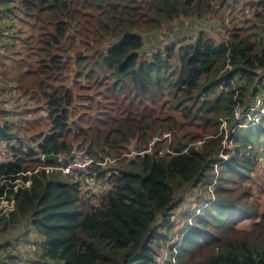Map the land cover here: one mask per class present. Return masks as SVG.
<instances>
[{
	"label": "trees",
	"instance_id": "trees-1",
	"mask_svg": "<svg viewBox=\"0 0 264 264\" xmlns=\"http://www.w3.org/2000/svg\"><path fill=\"white\" fill-rule=\"evenodd\" d=\"M208 16L229 22L221 41L162 33ZM149 35L166 45L148 49ZM263 77L264 0H0V91L45 105L49 131L25 123L41 137L30 147L0 111V202H13L1 231L28 226L44 263L264 264V114H247ZM221 119L237 121L232 150ZM169 130L168 150L164 139L150 150ZM78 144L119 163L90 171L111 185L98 201L59 169ZM188 191L195 207L172 216ZM3 242L0 252L13 243ZM3 254L0 264H21Z\"/></svg>",
	"mask_w": 264,
	"mask_h": 264
},
{
	"label": "rangeland",
	"instance_id": "rangeland-1",
	"mask_svg": "<svg viewBox=\"0 0 264 264\" xmlns=\"http://www.w3.org/2000/svg\"><path fill=\"white\" fill-rule=\"evenodd\" d=\"M228 24H229L228 21L223 22L222 20L209 16L206 19H202L199 21H189V19L187 20L181 19L177 21L175 24H173L171 27L167 28L166 30H163L162 33L164 32V34L166 35L172 34L173 38L174 35H176V38L174 40H172L170 36L167 37L166 40L169 43L177 40H181L184 42L194 41L198 35H201L204 32L206 34H210L214 39L221 41L223 37L227 36L228 31L226 25ZM163 38L165 37L163 36L152 37L150 35L146 36L145 39L147 43V48L153 50L164 47L166 45V41H162ZM3 86H8L7 87L8 89L2 92L0 91V111H4L3 113H1L2 119L3 118L5 120L7 119L8 122L12 124L15 122L14 123L15 126L13 128L14 131L17 134H19V137L23 139L26 142V144L30 147L37 146V142L41 140V137L38 136L36 139L33 138L34 140L31 139L30 137L35 135L36 132L25 129L24 124L28 122H34L36 120H40L42 121V126L40 127L39 130H43V133H48L49 131L45 126L46 124V117H45L46 111L44 109L45 105H43L42 107L37 106L36 103H34L28 97L21 96L13 88L11 84L3 85ZM249 100H250V105L247 114H249L252 111L260 112L259 116L255 114L254 116L249 118V120H254L257 122L258 119L264 114V103H263L264 91L258 92V94L254 97V99L250 98ZM243 114H244V109L241 107H237L236 118L238 120H241L243 118ZM1 123H3V121H1ZM233 124L234 125L237 124V121L235 122L234 120L232 121V123H227V119H221L220 133L224 132L226 135L223 139V142L228 150L233 149V142L230 138V131L233 130V128H231L230 125L232 126ZM161 134L164 135L163 143L166 144V148L164 150L165 152L168 150L169 146L174 142L176 136L175 133H173L171 130H169L168 132H163ZM202 143L204 142L197 141L191 147L200 146ZM7 144L8 141H0V160L9 156V153L6 151ZM228 158H229L228 154L223 155L224 160H228ZM262 159L264 160V157H262ZM115 167H119V163L116 161L109 162L108 165L106 166V168L112 170H116ZM259 167L263 169L264 162L260 164ZM49 171H56V169L49 167ZM248 172L249 170L247 171V173ZM251 176L252 179L247 184H250L253 181L255 177L254 171H251ZM76 179H78V177H76ZM80 179L82 182L81 194L82 195L87 194V196L97 194L95 195V197H93L94 201H98L99 196L105 194L107 192V189L111 187V185L106 181H95L92 179L88 181L87 179L84 178H80ZM244 182H246V180L242 181V183ZM259 193L260 191L257 192V196ZM196 196L197 194L193 193L192 191L180 193L177 197L178 200L180 198H182L183 200V202H181L182 208H178L174 213H172V216H175V214L187 209L189 205L191 206L190 209H193L195 207L194 200ZM262 203L264 204V201H262ZM0 209L3 212H5L6 210L7 211L12 210L13 207L11 206V204L7 203L6 201H1ZM1 230H2V225H0V243L9 238H11L13 243L11 248L2 249L0 254L2 252L4 253L3 254L4 256L17 254L18 257L20 258L21 264H54L51 261L48 263H44L39 259L38 255H36V249L39 247L38 235L34 231L31 232V230L28 229V226H21V228H16V229H7L3 232ZM175 239L176 237H173L170 243L171 244L174 243ZM5 243L6 242H3V244ZM164 249L165 248H163L160 253V258L158 259L159 262L160 261L163 262L165 260V257L169 255V253L166 252ZM58 264H63V263L59 262Z\"/></svg>",
	"mask_w": 264,
	"mask_h": 264
},
{
	"label": "built area",
	"instance_id": "built-area-1",
	"mask_svg": "<svg viewBox=\"0 0 264 264\" xmlns=\"http://www.w3.org/2000/svg\"><path fill=\"white\" fill-rule=\"evenodd\" d=\"M163 137H164L163 134L156 136L150 146V150L152 148L153 143H156L164 139ZM44 158L45 156H43V159ZM63 161L66 162V165L60 168L63 174L74 177L81 176L87 179L88 181L91 180V178L88 176L90 174V171H92V169L94 168V166L96 165L105 166L107 163L111 162L110 160H105L102 163L96 162L89 155L88 150L79 145L74 146L70 155L67 158L64 157ZM9 204H11V206L13 207V202Z\"/></svg>",
	"mask_w": 264,
	"mask_h": 264
},
{
	"label": "clouds",
	"instance_id": "clouds-1",
	"mask_svg": "<svg viewBox=\"0 0 264 264\" xmlns=\"http://www.w3.org/2000/svg\"><path fill=\"white\" fill-rule=\"evenodd\" d=\"M160 135H162V134H160ZM155 138V137H154ZM154 138H153V140H154ZM153 140H152V142H153ZM152 144V143H151ZM151 144H150V146H151ZM79 146H81V144H78ZM76 146V145H75ZM153 146V145H152ZM81 147H83V146H81ZM83 148H86L87 150H88V148H87V146H84ZM152 149V148H151ZM90 155V154H89ZM43 156H45V155H43ZM43 156H42V159H43ZM67 158V157H66ZM57 159H58V157H57ZM64 159V158H63ZM43 160H45V159H43ZM105 160H110V158H106V159H104L103 161H96V162H98V163H102V162H104ZM111 161V160H110ZM62 162H65V161H62ZM111 162H113V161H111ZM66 163V162H65ZM108 164V163H107ZM106 164V165H107ZM105 165V166H106ZM60 169V168H59ZM48 170H49V168H48ZM69 176V175H68ZM84 178V177H83ZM85 179V178H84Z\"/></svg>",
	"mask_w": 264,
	"mask_h": 264
},
{
	"label": "water",
	"instance_id": "water-1",
	"mask_svg": "<svg viewBox=\"0 0 264 264\" xmlns=\"http://www.w3.org/2000/svg\"><path fill=\"white\" fill-rule=\"evenodd\" d=\"M45 160H48V159H57V156L55 155H52V154H49V155H45Z\"/></svg>",
	"mask_w": 264,
	"mask_h": 264
}]
</instances>
